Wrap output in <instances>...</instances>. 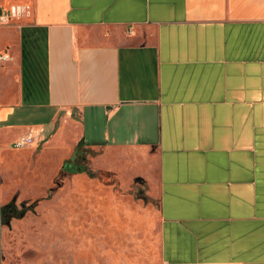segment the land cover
<instances>
[{"label": "crops", "instance_id": "1", "mask_svg": "<svg viewBox=\"0 0 264 264\" xmlns=\"http://www.w3.org/2000/svg\"><path fill=\"white\" fill-rule=\"evenodd\" d=\"M0 55V246L3 173L82 145L157 198L162 264H264V0H0Z\"/></svg>", "mask_w": 264, "mask_h": 264}, {"label": "rangeland", "instance_id": "2", "mask_svg": "<svg viewBox=\"0 0 264 264\" xmlns=\"http://www.w3.org/2000/svg\"><path fill=\"white\" fill-rule=\"evenodd\" d=\"M3 173L5 264H162L157 198L113 173ZM76 161L74 166H90ZM72 159L68 158L67 162ZM41 166V164H40Z\"/></svg>", "mask_w": 264, "mask_h": 264}, {"label": "trees", "instance_id": "3", "mask_svg": "<svg viewBox=\"0 0 264 264\" xmlns=\"http://www.w3.org/2000/svg\"><path fill=\"white\" fill-rule=\"evenodd\" d=\"M88 154V149H82V145H80L76 151L74 156L72 157V159L70 161H66L64 164V168L69 171V172H84V171H88L89 173H94L93 170L88 169L86 166H74L72 165L74 162H78V161H82L83 163H85L87 161L86 159V155ZM76 162V163H77Z\"/></svg>", "mask_w": 264, "mask_h": 264}, {"label": "built area", "instance_id": "4", "mask_svg": "<svg viewBox=\"0 0 264 264\" xmlns=\"http://www.w3.org/2000/svg\"><path fill=\"white\" fill-rule=\"evenodd\" d=\"M30 9H24L22 6L18 5V6H13L12 9L10 10V14L13 17H20L21 15H23L26 12H29ZM6 59H9V57L4 56V55H0V63ZM34 141L33 135L29 134L27 135L24 139H22L20 142H18L15 145L16 149H21L23 147H26L28 145H31Z\"/></svg>", "mask_w": 264, "mask_h": 264}]
</instances>
